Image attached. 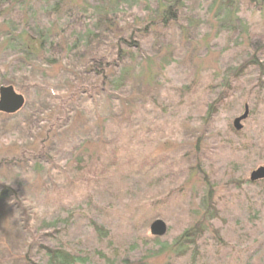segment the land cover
Instances as JSON below:
<instances>
[{"label": "rangeland", "instance_id": "1", "mask_svg": "<svg viewBox=\"0 0 264 264\" xmlns=\"http://www.w3.org/2000/svg\"><path fill=\"white\" fill-rule=\"evenodd\" d=\"M221 2L188 0L178 25L144 39L150 57L134 55L113 103L95 92L59 99L97 85L81 75L89 62L52 54L61 67L15 73L9 51H0V87L25 100L17 114H0V184L16 186L36 213L26 214L30 227L53 232L50 245L90 253L88 264H106L94 251L114 264H264V180L250 181L264 167V78L258 91L255 75L236 86L228 76L247 54L264 59V13L234 0L231 14ZM107 38L100 55L112 54ZM227 84L242 90L205 121V88ZM245 108L236 136L233 121ZM205 192L218 213L210 221ZM14 203L0 202V264H27L36 253L38 238L23 230ZM156 220L167 227L162 237L150 234ZM92 221L107 227L110 248ZM196 223L203 232L175 257V240Z\"/></svg>", "mask_w": 264, "mask_h": 264}, {"label": "trees", "instance_id": "2", "mask_svg": "<svg viewBox=\"0 0 264 264\" xmlns=\"http://www.w3.org/2000/svg\"><path fill=\"white\" fill-rule=\"evenodd\" d=\"M187 1L0 0V51H9L10 58L14 59L11 67H14L12 72L15 73H20L23 69L27 71L25 68H32L34 65L44 68L42 71H52L56 69V66L61 67L63 63L53 59L52 54H56L58 57L73 56L79 61L82 59L84 63L89 62L81 75H93L98 81L97 85L90 90L89 88L75 90L66 99H59L61 102L73 101L80 92L87 93L89 96L95 92L96 96L103 97L106 101L113 103L118 101L116 97L118 99L121 97L120 91L123 90L125 80L130 74L128 64H132L134 55L137 54L141 60L145 56L148 59L150 57L148 53L144 52L142 44L144 39L148 36L158 35L161 29L165 30L170 26L178 25ZM242 1L247 2L248 5L262 7L260 9L264 13V0H239L240 3ZM139 3H143L144 7H140L138 11L135 10L137 9L135 5H139ZM221 3L227 8L228 13L236 12L233 11V8L236 7L234 0H222ZM46 13H49L48 17L39 21V17L47 15ZM52 16H55V19L46 21ZM226 19H229L228 16ZM70 21L72 22L69 23ZM67 23L69 27L63 29ZM107 36L112 38L110 46H108L112 54L103 53L100 55L96 47L103 37L107 38ZM84 49H87L86 53H84ZM229 72L231 73L228 76L233 79L234 86L241 79L255 75L257 84L254 88L260 91L259 88H262V79L264 78V59L256 52L247 54L242 64L230 69ZM234 86L224 85V90L211 85L205 88L208 95L205 102V121L212 122L219 110L224 107V101L234 96L236 91L241 92L242 89L239 91L238 86L237 88ZM188 91L187 89L184 93ZM57 93L60 94V92ZM117 93L120 95H116ZM57 97L58 95L55 94L56 99H58ZM233 134L240 136V133L237 132H233ZM97 161L98 158H96ZM198 175L200 174L198 173ZM208 194L205 192L206 200H202V208L205 211V218L210 221L218 218V213L214 210ZM6 200L9 203L15 202L14 204L17 205L23 230L34 233L33 237L38 238L34 244L36 253L34 257L26 258L27 264L89 263L90 253L81 250V254L80 252L74 254L65 247L52 246L49 244L48 238L53 235V232H41L39 234L40 231H43L41 228L32 229L30 220L26 221L25 217L26 214H29V218L35 217L34 209L19 193L16 186L1 183L0 202ZM91 225L99 244L106 243L110 248L113 242L107 227L94 221L91 222ZM202 226L204 225L201 223L194 224L183 231L175 240L172 248L175 257L178 255L182 257L188 253V250L196 243L194 239H197L199 234L203 232ZM154 239L150 238L149 241L155 242ZM149 241L143 239V243H149ZM157 241L155 244L159 243ZM164 249L165 247L159 244L160 253ZM148 251L152 252L151 250ZM94 253L105 258L106 264H114L109 257L100 251H94Z\"/></svg>", "mask_w": 264, "mask_h": 264}, {"label": "water", "instance_id": "3", "mask_svg": "<svg viewBox=\"0 0 264 264\" xmlns=\"http://www.w3.org/2000/svg\"><path fill=\"white\" fill-rule=\"evenodd\" d=\"M25 104L23 96L16 94L11 86L0 87V114L15 115ZM248 117V109L245 108L244 114L233 121V128L236 132L242 130L241 122ZM264 180V167L257 169L251 173L250 181L257 182ZM167 227L161 220H156L150 225V234L154 237H162L165 235Z\"/></svg>", "mask_w": 264, "mask_h": 264}]
</instances>
